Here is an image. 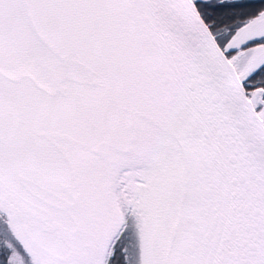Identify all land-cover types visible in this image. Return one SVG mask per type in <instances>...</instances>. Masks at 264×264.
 Wrapping results in <instances>:
<instances>
[{"label": "snow or ice", "instance_id": "6c2138e0", "mask_svg": "<svg viewBox=\"0 0 264 264\" xmlns=\"http://www.w3.org/2000/svg\"><path fill=\"white\" fill-rule=\"evenodd\" d=\"M0 264H264V0H0Z\"/></svg>", "mask_w": 264, "mask_h": 264}]
</instances>
